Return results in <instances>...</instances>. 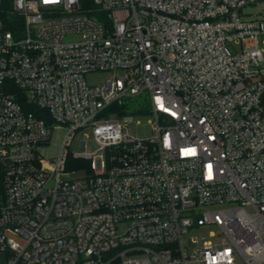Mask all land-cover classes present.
Listing matches in <instances>:
<instances>
[{
    "label": "built area",
    "instance_id": "built-area-1",
    "mask_svg": "<svg viewBox=\"0 0 264 264\" xmlns=\"http://www.w3.org/2000/svg\"><path fill=\"white\" fill-rule=\"evenodd\" d=\"M93 2L0 0L5 264H264V0Z\"/></svg>",
    "mask_w": 264,
    "mask_h": 264
},
{
    "label": "rangeland",
    "instance_id": "rangeland-1",
    "mask_svg": "<svg viewBox=\"0 0 264 264\" xmlns=\"http://www.w3.org/2000/svg\"><path fill=\"white\" fill-rule=\"evenodd\" d=\"M264 7V4L262 3H257L251 6H248L245 8V11L252 12L253 14H256L259 10H262ZM228 49H230L233 53H237L241 49V45L238 42H229L227 43ZM113 75V72L110 71H95L88 73L86 75V79L90 84H98L101 83L102 81H106L111 76ZM148 99L147 94H142L138 95L132 98H129L125 100L126 106L131 110L134 114V121L129 124V130L132 134L143 137V136H148L152 133L150 123H148L149 116L148 115H139L135 110L146 100ZM66 134V129L61 128V129H56L53 132V135L51 137V142L48 146L47 149V156H51L53 153H58L60 145L62 144V141L64 139V136ZM82 139H88L90 140L91 137L84 136L83 134H79L75 137L73 140L71 146L69 147L72 152H79L80 151V141ZM73 163V162H72ZM78 164H83L77 162ZM71 177H82L87 174V171L85 168H81V170L77 171H70L69 172ZM214 230L213 228L205 227L203 229H192L190 231V234L188 235V245L190 247H194L195 243H193L192 239L198 240L199 244H202L204 241L212 240V241H217L218 237H212L210 236V231ZM186 240V238H184ZM5 264L6 263V256L4 253L0 252V264ZM190 264H196V263H190Z\"/></svg>",
    "mask_w": 264,
    "mask_h": 264
},
{
    "label": "trees",
    "instance_id": "trees-1",
    "mask_svg": "<svg viewBox=\"0 0 264 264\" xmlns=\"http://www.w3.org/2000/svg\"><path fill=\"white\" fill-rule=\"evenodd\" d=\"M79 2H80L81 8L86 10V11H93V9L95 7L93 0H79ZM78 162L84 163V164L87 163L86 161H83V160H80ZM69 168H70V166H69Z\"/></svg>",
    "mask_w": 264,
    "mask_h": 264
},
{
    "label": "crops",
    "instance_id": "crops-1",
    "mask_svg": "<svg viewBox=\"0 0 264 264\" xmlns=\"http://www.w3.org/2000/svg\"><path fill=\"white\" fill-rule=\"evenodd\" d=\"M2 264V263H1Z\"/></svg>",
    "mask_w": 264,
    "mask_h": 264
}]
</instances>
